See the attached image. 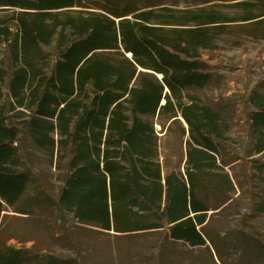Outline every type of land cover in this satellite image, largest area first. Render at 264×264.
Returning <instances> with one entry per match:
<instances>
[{
	"label": "trees",
	"instance_id": "16d2710c",
	"mask_svg": "<svg viewBox=\"0 0 264 264\" xmlns=\"http://www.w3.org/2000/svg\"><path fill=\"white\" fill-rule=\"evenodd\" d=\"M127 1L0 0V225L9 209L25 214L45 200L72 244L67 214L116 236L162 232L201 247L210 196L234 188L223 152L243 164L250 215L264 213L253 185L264 170V94L255 88L243 101L239 151L217 113L184 101L187 89L212 80L203 52L215 44L217 13ZM261 10L244 21L263 18ZM156 118L188 126L185 172L164 174ZM28 141L59 171L56 197ZM12 240L0 264H70Z\"/></svg>",
	"mask_w": 264,
	"mask_h": 264
},
{
	"label": "rangeland",
	"instance_id": "374dc122",
	"mask_svg": "<svg viewBox=\"0 0 264 264\" xmlns=\"http://www.w3.org/2000/svg\"><path fill=\"white\" fill-rule=\"evenodd\" d=\"M127 3L142 9L167 7L179 12L205 9L217 13L219 21L210 28L216 37L215 44L203 52L212 80L204 88L187 89L184 101L217 113L229 127L228 143L239 151L243 101L255 88L264 94L259 85L264 77V17L249 22L244 19L259 16L264 0H128ZM6 14L0 12V16ZM153 122L164 174L172 169L185 172L188 126L183 120L173 123L156 118ZM27 149L34 170L49 194L56 197L61 185L59 171L30 141ZM222 157L229 162L224 172L230 175L234 188L227 197L210 196L213 210L207 218L204 246L164 241L162 232L116 236L78 224L67 214V226L75 237L72 244L55 224L53 204L44 200L25 214L12 209L6 212L0 225V248L13 238L11 246L26 249L33 246L32 251L70 264H264V213L250 215L247 209L241 189L244 180L241 160L225 152ZM253 183L255 200L264 206V170L257 173Z\"/></svg>",
	"mask_w": 264,
	"mask_h": 264
}]
</instances>
